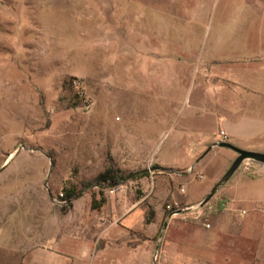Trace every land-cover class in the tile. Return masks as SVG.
I'll use <instances>...</instances> for the list:
<instances>
[{
  "label": "rangeland",
  "instance_id": "obj_1",
  "mask_svg": "<svg viewBox=\"0 0 264 264\" xmlns=\"http://www.w3.org/2000/svg\"><path fill=\"white\" fill-rule=\"evenodd\" d=\"M263 55L264 0H0V264L31 261L57 231L61 250L76 255L85 240L73 237L80 225L69 227L94 219L98 228L104 214L121 217L113 237L129 227V245H141L132 264H154L168 216L201 201L237 157L216 148L194 170L202 152L180 165L181 112L208 85L228 108L216 81L264 84ZM257 104L249 102V114L264 117ZM110 158L143 177L96 185ZM260 166L244 162L209 204L172 218L199 228L203 259L210 250L218 264L226 255L228 264H264ZM71 187L85 191L67 215L61 194ZM102 192L112 202L97 212L93 198ZM117 253L111 247L94 258L113 264Z\"/></svg>",
  "mask_w": 264,
  "mask_h": 264
},
{
  "label": "crops",
  "instance_id": "obj_2",
  "mask_svg": "<svg viewBox=\"0 0 264 264\" xmlns=\"http://www.w3.org/2000/svg\"><path fill=\"white\" fill-rule=\"evenodd\" d=\"M257 63L264 65V55L259 57ZM214 77L221 76L214 75ZM221 83H223V81H216L213 87H218L215 89H220V87L226 89L229 98L227 103L229 105L228 108L222 109L219 107V103L214 102L216 97L210 96L209 90H211V87L208 85L206 96L196 98V100L186 106L180 114L178 119L179 140H184V142L187 143L185 161L179 163L180 165L189 162L199 152L203 153L209 144L217 140H223V137L220 136L221 131H225L227 134V141L243 149L263 151L264 117L250 115L249 102H252L254 105H258L257 103H264V84L256 87L247 85L244 82L229 81L224 87L220 86ZM251 96L253 97L252 100L250 98ZM116 201L118 203H123V197L116 198ZM111 202L107 201L97 212H103ZM76 203L77 200H75L73 208L67 215L74 213ZM133 208H136V204L132 206V209ZM120 218L121 217L112 220L111 216L104 214V216L101 217L102 225L98 228L95 226L96 221L94 219H90V225H87V222L83 224L73 222L72 227H69L71 233H73L72 230L75 225H80L79 236H77V233H73V237L76 238V240H85L77 250L78 252H76V255H72V253L69 254L67 251H62L58 245L59 241L62 239V235L57 234L58 231L55 234L54 232H50L48 238L52 239L51 243L45 246L40 245L35 249L33 259L31 261L25 260L24 264H64L66 259H75L76 264H97L94 256L97 257L98 255H102L107 248L111 247L118 250V253L114 254L111 258L113 264H122V253L128 257L129 263L132 264V262L135 261V251L141 245L136 247L129 245V227H123V229L119 231L117 237L112 236V231L116 229V225L119 223L118 220ZM91 225H93V229ZM88 228L94 231L93 241L89 239V234L87 232ZM205 228H207L206 225ZM199 231V228L194 225L181 224V222H175L171 219L163 239L161 264H218L217 259L211 256L212 252L210 250L205 251V259L202 258L201 249L198 251L196 250L195 241ZM60 232L63 231L60 230ZM64 234L67 233L65 232ZM99 242L101 243L100 247L95 248ZM151 242L152 241L148 239L145 243L150 244ZM228 262L229 256L226 255L224 263L228 264Z\"/></svg>",
  "mask_w": 264,
  "mask_h": 264
},
{
  "label": "water",
  "instance_id": "obj_3",
  "mask_svg": "<svg viewBox=\"0 0 264 264\" xmlns=\"http://www.w3.org/2000/svg\"><path fill=\"white\" fill-rule=\"evenodd\" d=\"M216 148H227L230 150H233L236 152L237 157L235 160L231 163L228 170L225 172V174L220 178V180L215 184V186L212 188V190L199 202L190 204L185 206L182 209H179L177 211L172 212L163 227V230L161 232L160 238L158 240L155 255H154V264L158 263V257L161 252L163 239L167 230V227L171 221V219L178 214H185L193 211H198L205 207L207 204L210 203V201L225 187V185L232 179V177L236 174V172L240 169L242 164L246 161H249V163L253 165H257V168L259 171H263L261 164H264V152L260 151H253V150H247L243 149L230 141L227 140H217L211 144L208 145L206 150L193 162L191 165V170H194L196 166L203 160L205 157L210 154L214 149Z\"/></svg>",
  "mask_w": 264,
  "mask_h": 264
},
{
  "label": "trees",
  "instance_id": "obj_4",
  "mask_svg": "<svg viewBox=\"0 0 264 264\" xmlns=\"http://www.w3.org/2000/svg\"><path fill=\"white\" fill-rule=\"evenodd\" d=\"M143 174V173H142ZM141 173L136 174H127L123 169H121L115 161L110 158L108 161V165L105 170L101 172L95 179L96 185L102 187H116L123 184L125 181L130 179L142 178L143 175ZM145 175L148 174L147 171L144 172ZM84 189H77L76 187L64 188V196L63 200L67 202V206L64 208L65 213L70 211L73 208L74 201L80 197H82ZM107 203V198L105 194L101 193V198L97 200L95 197L93 198L92 206L96 210H100ZM155 215L153 209L149 210L148 216L146 217V223L152 222V217Z\"/></svg>",
  "mask_w": 264,
  "mask_h": 264
},
{
  "label": "built area",
  "instance_id": "obj_5",
  "mask_svg": "<svg viewBox=\"0 0 264 264\" xmlns=\"http://www.w3.org/2000/svg\"><path fill=\"white\" fill-rule=\"evenodd\" d=\"M220 136L223 137V140H227V139H228V136H227V134L225 133V131H221V132H220ZM119 186H122V184L119 185ZM116 187H118V186H116ZM113 188H115V187H113ZM113 191H115V190H113ZM182 191H184V189H183ZM61 195H62L61 197L63 198L64 194L62 193ZM62 198H61V200H62V201H65V200H63ZM66 203H67V202H66ZM168 207H169V209L172 208V206H168ZM247 214H248L247 210H242V211H241V215H247ZM205 225H206L207 228H211V226H212L211 223H206Z\"/></svg>",
  "mask_w": 264,
  "mask_h": 264
}]
</instances>
